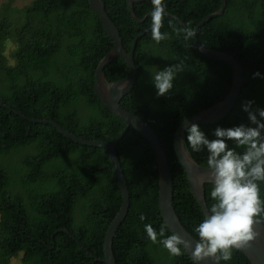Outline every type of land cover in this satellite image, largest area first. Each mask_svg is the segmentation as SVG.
Instances as JSON below:
<instances>
[{
	"label": "trees",
	"instance_id": "16d2710c",
	"mask_svg": "<svg viewBox=\"0 0 264 264\" xmlns=\"http://www.w3.org/2000/svg\"><path fill=\"white\" fill-rule=\"evenodd\" d=\"M102 2L130 52L133 41L151 29V0L134 6L137 19L126 0ZM163 2L161 31L168 39L156 44L151 31L139 39L134 56L138 82L121 105L149 122L159 136L173 171L176 212L186 231L198 239L194 228L205 214L178 160L175 136L186 119L227 99L236 71L228 62L207 58L193 37L186 38L188 30L193 32L221 10L222 0ZM19 13L16 27L6 16L0 17V264H10L21 253L23 264H105L98 259L105 258L106 234L123 202L108 152L75 143L53 126L31 119L54 121L88 141H116L126 124L95 92L97 68L114 42L89 0H34ZM9 40L18 47L14 66L4 55ZM198 40L208 50L234 57L245 72L228 116L215 125L200 126L201 130L212 140L217 127H255L243 105L254 101L253 109H264V0H227L225 13L202 26ZM181 62L184 72L171 92L158 96L153 84L156 71ZM255 73L260 76L254 78ZM105 74L114 83L129 78L131 70L119 57ZM187 134V151L207 168V149L193 152ZM117 150L130 192L129 214L113 242L117 264H193L187 253L170 256L145 232L146 224L157 232L166 224L151 144L130 129ZM237 151L243 154V149ZM212 187L205 185L208 208ZM260 194L264 199V183ZM141 215L146 219L141 221ZM171 234L166 224L165 235ZM221 263L252 264L241 251Z\"/></svg>",
	"mask_w": 264,
	"mask_h": 264
},
{
	"label": "clouds",
	"instance_id": "9594fccd",
	"mask_svg": "<svg viewBox=\"0 0 264 264\" xmlns=\"http://www.w3.org/2000/svg\"><path fill=\"white\" fill-rule=\"evenodd\" d=\"M152 40L156 44L168 39L161 31L166 15L163 0H151ZM194 33L187 31L186 38ZM184 72L183 63H176L163 70H157L153 84L158 96L171 92L174 81ZM254 74V78L259 77ZM254 101H247L243 111L255 127L243 124L232 128L217 127L215 139L209 140L198 124L187 126V143L193 152L208 151L205 177L213 187L210 197L213 201L202 222L194 228L198 239L182 237L177 233L165 235L166 224L157 232L151 224L145 225V232L153 244H161L172 257L191 252L193 264L211 260L212 264L232 259L234 251H242L258 240L264 231L257 230L264 225V199L260 184L264 183V109H253ZM259 117V119H258ZM226 141H232L229 148ZM184 140H180L182 147ZM243 149V154L237 151ZM200 180L198 179L197 183ZM141 221L146 218L141 215Z\"/></svg>",
	"mask_w": 264,
	"mask_h": 264
},
{
	"label": "water",
	"instance_id": "95a60500",
	"mask_svg": "<svg viewBox=\"0 0 264 264\" xmlns=\"http://www.w3.org/2000/svg\"><path fill=\"white\" fill-rule=\"evenodd\" d=\"M129 4L130 10L132 15L135 19L137 16L134 12V6L136 4H141L145 0H126ZM90 7L96 13L107 32L110 38L114 42V48L109 52V54L102 59L99 63V66L96 71V85H95V92L97 97L101 100V102L117 117L122 119L125 124L126 128L122 132V134L118 137V139L114 142H105V141H88L82 139L69 131L65 130L59 124L54 121L48 120H38V119H31L33 123H40L45 125H51L55 129H57L61 134H63L66 138L71 139L75 143H79L84 146L88 147H96L105 149L111 160V164L114 168L115 175L119 181L120 189L122 191V206L112 221L111 225L106 234L105 243H104V251H105V258H100L98 261L103 262L105 264H117L114 254H113V242L116 238V235L126 220L129 210H130V192L128 188V183L124 175V171L121 166L120 157L118 155V146L120 142L125 138L128 134L130 129H134L143 137L149 141L152 148L154 149L156 160L158 163V169L160 174V191H159V199H160V207L161 213L163 215L164 221L167 224L170 231L173 233H177L185 238H190L192 240H196L192 235H190L184 226L182 225L179 216L176 212L174 206V177L172 167L170 165L169 158L166 154V151L163 148V145L160 141L159 136L157 135L154 128L150 125L149 122L144 120L143 118L137 116L136 114L126 110L122 107L121 103L125 97L130 95L138 82L139 72L138 68L135 63V50L137 43L140 38H142L145 34L151 31L147 30L145 33L140 34L134 41L133 46L130 52H128L123 45L122 37L120 35L119 30L115 26V24L110 19L106 8L102 2V0H89ZM227 8V0H222V8L219 12L211 14L207 16L193 31L194 33V42L198 49V51L206 56L211 60L221 61V62H228L230 63L236 71V80L233 86V89L227 99L221 103H218L214 107L201 112L198 115H195L189 119H186L178 128L176 136H175V151L180 161L182 167L184 168L192 194L194 195L195 199L199 203L200 207L202 208L204 214L206 215L208 210V204L206 202V195H205V185L211 184L207 182L205 173L207 168L200 166L192 157L190 152L187 151L185 144L183 142L182 147H180V140H184V135L186 133L187 126L195 123L199 126H208V125H215L220 121L224 120L228 114L231 112L233 107L235 106L238 97L241 92V88L244 83L245 72L240 63L232 56L228 55L227 53L211 51L206 49L198 40V31L199 29L204 26L208 21L213 18H217L222 16L225 13ZM144 22V21H142ZM119 57L125 60L127 65L131 70V75L129 78L110 83L107 80L105 69L114 63ZM6 108L12 110L8 106ZM15 113L27 118L22 113L18 111H14ZM198 179L200 180L197 183ZM257 230L264 231V225H260ZM245 254L252 264H264V235H262L258 240L252 243L249 247L241 251ZM189 257L192 259L191 252H186ZM93 256V255H92ZM193 261V259H192ZM201 264H212L211 260L203 261ZM220 264H222L220 262Z\"/></svg>",
	"mask_w": 264,
	"mask_h": 264
},
{
	"label": "rangeland",
	"instance_id": "374dc122",
	"mask_svg": "<svg viewBox=\"0 0 264 264\" xmlns=\"http://www.w3.org/2000/svg\"><path fill=\"white\" fill-rule=\"evenodd\" d=\"M33 1L34 0H0V17L3 18L6 16L9 21H11L12 25L16 27L18 26V20L20 16L19 11L29 6ZM17 48V44L13 40H9L6 43L4 55L8 65H16V60L14 59L13 55ZM22 258L23 253H21L18 257L13 258L10 264H23Z\"/></svg>",
	"mask_w": 264,
	"mask_h": 264
}]
</instances>
